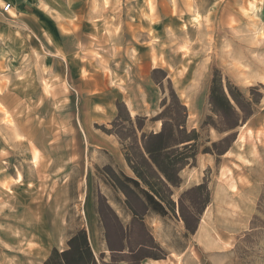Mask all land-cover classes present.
Returning <instances> with one entry per match:
<instances>
[{
  "label": "rangeland",
  "instance_id": "1",
  "mask_svg": "<svg viewBox=\"0 0 264 264\" xmlns=\"http://www.w3.org/2000/svg\"><path fill=\"white\" fill-rule=\"evenodd\" d=\"M13 1L0 9V264H43L65 250L89 233L100 194L130 222L103 171L133 177L110 134L117 104L157 132L152 119L172 89L200 134L173 199L206 184L210 203L195 235L173 216L146 219L166 253L158 264H264V0ZM157 69L171 84L154 82ZM217 71L225 87L258 98L229 134L201 128ZM233 133L227 154H203ZM102 242L99 264H112Z\"/></svg>",
  "mask_w": 264,
  "mask_h": 264
},
{
  "label": "trees",
  "instance_id": "2",
  "mask_svg": "<svg viewBox=\"0 0 264 264\" xmlns=\"http://www.w3.org/2000/svg\"><path fill=\"white\" fill-rule=\"evenodd\" d=\"M157 74L163 75V78L158 79ZM152 79L161 85L167 75L157 69ZM167 81L171 84L170 79ZM257 103L258 98L248 100L236 88L225 87L222 75L217 71L209 95L213 116H208L201 128L210 127L220 134L234 132L253 116V104ZM162 109L152 119V122H161V129L146 133L147 118L136 116L133 119L123 103L117 104L118 115L112 123L115 131L110 134L116 135L123 144L124 159L133 177L110 166L104 167L103 171L114 188L122 193V205L131 216L130 222L122 221L105 196L98 195L95 203L112 264H142L145 260L165 259L166 253L152 236L145 223L146 218L152 214L163 218L173 216L184 224L186 232L195 235L201 216L210 203L206 184L185 191L178 202L173 199L174 189L181 188L183 184L181 173L196 163L200 134L196 129H188V109L173 89L170 99L163 101ZM125 123L128 124L129 134L124 131ZM235 139L236 134H230L205 148L203 154L224 156ZM100 258L103 260L105 254H101ZM43 264H99V260L87 231L83 229L71 235L65 250L53 249Z\"/></svg>",
  "mask_w": 264,
  "mask_h": 264
},
{
  "label": "crops",
  "instance_id": "3",
  "mask_svg": "<svg viewBox=\"0 0 264 264\" xmlns=\"http://www.w3.org/2000/svg\"><path fill=\"white\" fill-rule=\"evenodd\" d=\"M10 2H14L13 0H0V9L2 8L3 4L5 3L6 4H11ZM11 7H12V4H11ZM112 206V205H111ZM115 210V209H114ZM125 210V213H128L127 210L124 208ZM117 212V211H116ZM117 214L119 215V217L122 219V217L120 216V213L117 212ZM93 217H94V221L92 222V224L90 225V230H89V233H88V236H89V241H90V244H91V247L93 249V246L96 245V244H99L101 242V238H102V244H103V247H104V250L101 252V254H105L106 253H109L108 250L106 252V249H107V246H106V243L104 241V237H103V233H102V230H101V226H100V223H99V219H98V216L96 214V211L95 209L93 210ZM148 218V217H147ZM146 218V219H147ZM123 221V220H122ZM145 223L147 224V221L145 220ZM148 226V224H147ZM149 228V227H148ZM150 230V229H149ZM200 229H198L197 232H199ZM151 232V230H150ZM152 236L155 238L153 232H151ZM156 240V238H155ZM94 251V249H93ZM95 253V252H94ZM96 255V254H95ZM148 262H153V263H160V262H163V260H159V261H155V260H145L142 264H148ZM122 264H125V263H122Z\"/></svg>",
  "mask_w": 264,
  "mask_h": 264
},
{
  "label": "built area",
  "instance_id": "4",
  "mask_svg": "<svg viewBox=\"0 0 264 264\" xmlns=\"http://www.w3.org/2000/svg\"><path fill=\"white\" fill-rule=\"evenodd\" d=\"M11 9V4H6L3 8L5 12H8Z\"/></svg>",
  "mask_w": 264,
  "mask_h": 264
},
{
  "label": "bare ground",
  "instance_id": "5",
  "mask_svg": "<svg viewBox=\"0 0 264 264\" xmlns=\"http://www.w3.org/2000/svg\"><path fill=\"white\" fill-rule=\"evenodd\" d=\"M262 66V65H261ZM263 74V73H262ZM192 116H191V114H190V118H191Z\"/></svg>",
  "mask_w": 264,
  "mask_h": 264
}]
</instances>
